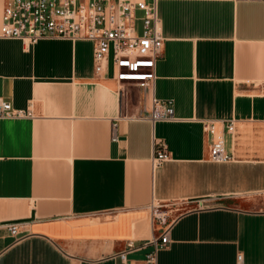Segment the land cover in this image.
I'll return each instance as SVG.
<instances>
[{
	"label": "crops",
	"instance_id": "obj_1",
	"mask_svg": "<svg viewBox=\"0 0 264 264\" xmlns=\"http://www.w3.org/2000/svg\"><path fill=\"white\" fill-rule=\"evenodd\" d=\"M159 15L154 92L97 76L92 42L0 39V98L34 115L0 119V224L25 235L0 230V264H122L129 241L162 236L154 204L188 207L158 264H264V1L159 0ZM154 98L176 121L147 118ZM209 121L231 162L209 161ZM155 139L171 155L160 166Z\"/></svg>",
	"mask_w": 264,
	"mask_h": 264
},
{
	"label": "built area",
	"instance_id": "obj_2",
	"mask_svg": "<svg viewBox=\"0 0 264 264\" xmlns=\"http://www.w3.org/2000/svg\"><path fill=\"white\" fill-rule=\"evenodd\" d=\"M3 2L0 39L21 40L26 47L40 40L89 41L94 44L93 60L97 76L113 69L114 79L121 86H134L140 90L151 88L154 92L157 80V64L163 54L166 39L159 15V0H0ZM264 0H235V2H262ZM34 118L31 108L18 110L11 100L0 98V119ZM152 122L176 121L174 102L153 99L150 116ZM228 133L234 134L233 120L221 122ZM217 121L205 123L206 132L213 137L209 151L212 163H228L233 156L226 151L223 139H216ZM117 140V137H113ZM153 165L160 166L171 160L166 142L154 140ZM162 206L151 207L157 224L164 229L159 239L137 244L129 241L117 255L122 264L127 256L152 249L145 255V264H158L161 250L170 246L169 228L172 220L160 212ZM0 230L8 231L13 242L25 235L20 223L0 224ZM237 264H243L238 254Z\"/></svg>",
	"mask_w": 264,
	"mask_h": 264
},
{
	"label": "rangeland",
	"instance_id": "obj_3",
	"mask_svg": "<svg viewBox=\"0 0 264 264\" xmlns=\"http://www.w3.org/2000/svg\"><path fill=\"white\" fill-rule=\"evenodd\" d=\"M136 89V87L134 86H126L124 88V90H126L127 92H129L130 94L132 93V91ZM188 209V207H183L181 208L179 211H176L174 214H172L169 218H168V222L171 221L176 215H179L183 212H185Z\"/></svg>",
	"mask_w": 264,
	"mask_h": 264
},
{
	"label": "bare ground",
	"instance_id": "obj_4",
	"mask_svg": "<svg viewBox=\"0 0 264 264\" xmlns=\"http://www.w3.org/2000/svg\"><path fill=\"white\" fill-rule=\"evenodd\" d=\"M2 2V1H1Z\"/></svg>",
	"mask_w": 264,
	"mask_h": 264
}]
</instances>
